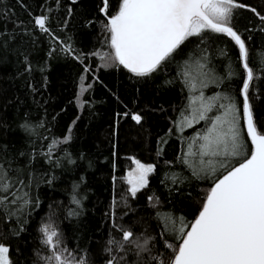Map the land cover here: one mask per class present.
<instances>
[{
	"label": "trees",
	"instance_id": "1",
	"mask_svg": "<svg viewBox=\"0 0 264 264\" xmlns=\"http://www.w3.org/2000/svg\"><path fill=\"white\" fill-rule=\"evenodd\" d=\"M239 2L247 7L234 9L229 24L246 41L254 70L248 102L264 134V0ZM121 3L0 0V163L11 191L23 197L0 205V242L10 245L13 264H56L47 259L44 225L86 264L113 257L115 264H170L212 184L251 153L246 70L235 41L205 30L140 77L119 62H102L101 54L113 51L108 17ZM39 15L49 17V32L34 25ZM186 66L200 75L196 90L186 86ZM201 91L204 102L237 109L245 156L185 155L206 127L187 126ZM132 157L155 165L135 196L125 180ZM124 231L134 233L131 240Z\"/></svg>",
	"mask_w": 264,
	"mask_h": 264
},
{
	"label": "snow or ice",
	"instance_id": "2",
	"mask_svg": "<svg viewBox=\"0 0 264 264\" xmlns=\"http://www.w3.org/2000/svg\"><path fill=\"white\" fill-rule=\"evenodd\" d=\"M243 7L247 6L239 0H122L117 13L109 17L114 58L137 76L153 74L189 37L201 35L205 30L232 38L239 46L243 68L247 70L242 94L246 130L254 145L250 156H245L243 152L237 109L230 102H204L202 91L193 96L191 119L187 121V126L205 121L206 127L202 133L197 132L191 138L185 155L200 156L201 159L221 155L245 158L238 166L226 168V174L211 188L190 231L181 232V243L174 249L175 255L170 264H264V134L257 132L253 106L248 102L254 70L249 66L246 41L229 24L233 10ZM251 11L256 12L254 8ZM261 19L264 20V16ZM48 21L47 15H39L33 23L49 32L46 27ZM192 63L195 64V60ZM182 75L186 86L196 90L195 81L200 80V75L195 74L190 66L185 67ZM132 119L140 123L142 116L135 114ZM22 127L25 130L28 128L26 124ZM135 163L136 178L129 181L133 196L139 190L137 186H146L147 174L155 168V165L143 164L139 160ZM204 163L211 164L212 161ZM12 188L7 170L0 163V205L5 202L15 204L23 199L11 191ZM9 194L12 197L10 201ZM41 231L45 234L43 243L54 250V255L47 258L49 262L86 264L84 258L69 259L72 253L67 248L56 250L59 240L54 242V238H58L59 233L55 229L44 225ZM133 236L131 231L123 232L125 241ZM9 253L10 245L0 242V264H13ZM115 261L113 257L107 264H115Z\"/></svg>",
	"mask_w": 264,
	"mask_h": 264
},
{
	"label": "rangeland",
	"instance_id": "3",
	"mask_svg": "<svg viewBox=\"0 0 264 264\" xmlns=\"http://www.w3.org/2000/svg\"><path fill=\"white\" fill-rule=\"evenodd\" d=\"M109 28H110V24H109ZM115 49L113 48V51H112V54L110 55V54H101V58H102V62H104V63H106V64H110V63H113V62H118L115 58ZM83 84H81V87H80V92H81V90L83 89ZM245 151H246V148H245V146H244V148H243V152L245 153ZM235 157H240V156H235ZM137 160H139L138 158H136V157H132L131 158V165H130V167L128 168V169H126V171H125V180H126V182H127V184H128V187H129V189L132 187V185L129 183V181L130 180H134L135 178H136V172H137V165H136V161ZM141 163H143V164H152V163H149V162H144V161H141V160H139ZM230 161V160H229ZM228 161V162H229ZM153 165V164H152ZM131 173V175H129ZM148 175H149V173L147 174V178H148ZM138 187V189H140L139 188V186H137ZM51 228H53V229H55L53 226H51V225H49ZM44 237H45V234H44ZM55 240H56V238H54V242H55ZM49 248H50V252H51V256H53L54 255V250L52 249V247H50L49 246ZM61 249H64V247L60 244V242L56 245V250L58 251V250H61ZM64 255L65 256H67L68 254L67 253H64ZM48 257H50V255H48ZM69 259H73L74 257H72V256H70V257H68ZM76 260V259H75ZM56 262V261H55Z\"/></svg>",
	"mask_w": 264,
	"mask_h": 264
},
{
	"label": "water",
	"instance_id": "4",
	"mask_svg": "<svg viewBox=\"0 0 264 264\" xmlns=\"http://www.w3.org/2000/svg\"><path fill=\"white\" fill-rule=\"evenodd\" d=\"M110 17V16H109ZM109 17H108V20H109V22H110V19H109ZM240 55H241V53H240ZM241 60H242V57H241ZM242 63H243V60H242ZM246 70V69H245ZM246 76H247V70H246ZM245 80H246V77H245ZM245 80H244V82H245ZM243 82V83H244ZM242 88H243V85H242ZM243 95V94H242ZM244 98V97H243ZM243 105H244V102H243ZM243 115H244V113H243ZM244 124H245V129H247V119H246V115H244ZM246 132H247V130H246ZM257 132L259 133V134H263V133H260L258 130H257ZM247 135H248V138H249V140H250V142H251V146H252V150H251V152L252 151H254V145L252 144V141H251V137H250V135L247 133ZM251 154V153H250ZM250 156V155H249ZM242 162V161H241ZM236 166H238V164H236L235 166H233V167H236ZM226 174V172L223 174V175H225ZM223 175H221L213 184H212V186L210 187V190H211V188L212 187H214V184L216 183V182H218V180L219 179H222L223 178ZM210 190H209V192H208V194L210 193ZM207 194V195H208ZM205 202V201H204ZM201 210V209H200ZM198 214H199V212H198ZM198 214H197V216H198ZM197 216L195 217V219L197 218ZM195 219L193 220V222L191 223V225L194 223V221H195ZM191 225H190V227L188 228V230L187 231H190V229H191Z\"/></svg>",
	"mask_w": 264,
	"mask_h": 264
}]
</instances>
